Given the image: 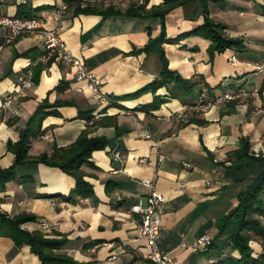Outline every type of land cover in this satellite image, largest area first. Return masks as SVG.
Instances as JSON below:
<instances>
[{"label":"crops","instance_id":"obj_1","mask_svg":"<svg viewBox=\"0 0 264 264\" xmlns=\"http://www.w3.org/2000/svg\"><path fill=\"white\" fill-rule=\"evenodd\" d=\"M73 1L0 0V13L37 17L46 28H56L67 49L100 79L113 104L101 106L90 91H76L82 84L69 65L52 60L35 67L44 54L42 37L8 42V31L0 28V107L19 78L38 68L28 97L10 112L0 113V174L17 161L9 144L30 133L29 162L0 185V213L9 218L34 215L36 221L22 229L48 239L64 238L59 254L78 264H154L147 258L150 248L140 235L137 217L129 211L150 193L142 182L156 176L157 190L167 199L158 245L175 264H250L233 247L237 221L227 220L223 229L219 222L238 206L239 195L263 170L257 163L237 171L229 157L233 159L243 138L253 155H264V73L255 70L264 54V0L209 3L211 19L225 27L228 37L241 41L212 60L211 42L187 35L204 24L199 2L170 11L166 36L174 42L164 44V52L169 69L188 83L173 80L156 91L151 86L160 81L161 56L141 50L161 36V20L76 13V5L69 4ZM163 2L112 0L91 5L98 10L143 6L151 11ZM61 5L68 9L57 23L53 14ZM233 55L236 65L230 62ZM235 92L242 93L236 101L176 118L182 107L202 95L213 101ZM41 106L46 107L44 116L37 112ZM148 132L152 139L145 138ZM81 135L107 141V148L93 152L81 168L94 190L87 198L75 194L73 176L58 166L35 162L69 148ZM116 147L122 151L120 163L108 152ZM161 155L165 158L159 162ZM140 159L147 162L140 164ZM206 234L212 238L208 251L193 252V244ZM249 246L252 259L264 254V239L254 237ZM0 264L41 261L28 245H17L0 228Z\"/></svg>","mask_w":264,"mask_h":264},{"label":"trees","instance_id":"obj_2","mask_svg":"<svg viewBox=\"0 0 264 264\" xmlns=\"http://www.w3.org/2000/svg\"><path fill=\"white\" fill-rule=\"evenodd\" d=\"M192 1H198L202 7L204 15V24L199 28L188 33V36H199L211 42L209 47V54L211 60L216 54L224 53L225 51L237 47L241 44L239 39L228 37L225 33V27L214 22L210 17L209 3L217 2L219 0H164L163 4L151 11H147L146 7L139 6L137 8L131 7L126 11L109 7L105 10H98L91 4L82 7L81 2L74 0L69 4L76 5L75 12L83 14L98 13L107 16L122 15L127 17L137 18H159L162 24L161 36L157 39H150L147 45L141 50L147 54L159 53L161 56L162 69L160 74V81L154 83L151 87L157 90L165 85L170 84L173 80L176 83L181 82L182 85H187L188 81L180 79L176 74L169 69V63L164 52V44L174 42L167 39L166 36V16L174 8L184 6ZM29 18V17H27ZM50 62V61H49ZM37 69H34V80L36 83ZM264 89V82L262 85ZM154 108L156 106H153ZM45 106L37 111L38 114L45 115ZM36 117L33 118V121ZM87 120H91L88 118ZM29 135L27 132L22 135L21 140L17 144H9V149L17 156L15 165L6 172L0 174V185L3 186L5 182L13 179L16 175V168L29 162L28 148H29ZM35 136V135H34ZM105 139H89L86 135H81L78 140L67 149L56 151L52 156H42L39 161L44 164L58 166L76 180L75 194L87 198L94 195L93 186L85 180L84 173L81 170L82 166L89 164V159L93 152L97 150H105L107 147ZM229 162L232 163V168L237 171L247 169L250 166L260 163L263 165L262 172L253 180L247 189L239 195L238 206L230 212L229 215L221 218L219 226L221 229L225 227L227 220L234 219L239 225L237 233L233 235V247L239 250L244 255V260L249 261L250 264H264V254L258 259H252L250 256L251 248L250 241L254 237L264 239V155L255 156L251 153V145L246 139L241 140V146L234 152L233 159ZM69 198H67L68 200ZM34 215H20L14 218H9L0 213V228L7 230L10 236L17 245H28L32 252L36 254L41 264H78V262L59 252L64 248L66 240L48 239L41 233H30L22 229L23 225L35 222Z\"/></svg>","mask_w":264,"mask_h":264},{"label":"built area","instance_id":"obj_3","mask_svg":"<svg viewBox=\"0 0 264 264\" xmlns=\"http://www.w3.org/2000/svg\"><path fill=\"white\" fill-rule=\"evenodd\" d=\"M82 7L87 4L96 3L99 0H78ZM68 7L61 5L53 14V20L57 23L61 22V18L67 11ZM0 28L8 31V42L21 36H36L39 35L43 39L44 54L38 58L34 66L42 63H48L52 60H57L61 63L69 65L75 70L76 81L82 85L76 87V91L83 92L88 90L91 92L92 99L101 106H110L111 100L105 95L100 79L94 75L79 58L74 56L68 49L61 38L59 31L56 28H46L40 18L37 17H10L0 13ZM238 59L236 55L230 58V62L236 65ZM256 72L264 73V54L260 57L259 63L256 65ZM34 68L28 69L14 85L11 92L4 96L3 103L0 107V113H8L12 110L15 103H18L28 97L29 93L35 87ZM255 93H258L256 90ZM242 97V93H227L224 96L218 97L213 101H207L202 95L200 99L193 104L182 107L176 113V118L182 119L187 113H202L209 110L211 107L223 104L225 102L236 101ZM146 139H152V134L148 132ZM113 162L120 163L122 161V151L119 148L108 150ZM164 156H160L159 162L164 160ZM140 164H145L147 159H140ZM188 166V165H185ZM143 186L150 190L147 196L138 199L132 204L129 213L137 217V226L140 235L144 237L150 248L147 256L154 264H175L167 253L162 251L158 245V239L162 230L163 207L167 202L166 197L157 190V177L144 180ZM212 242L210 235L206 234L197 240L193 246V252L208 251Z\"/></svg>","mask_w":264,"mask_h":264},{"label":"rangeland","instance_id":"obj_4","mask_svg":"<svg viewBox=\"0 0 264 264\" xmlns=\"http://www.w3.org/2000/svg\"><path fill=\"white\" fill-rule=\"evenodd\" d=\"M112 0H99V1H97L96 3H105V2H111ZM96 102V101H95Z\"/></svg>","mask_w":264,"mask_h":264}]
</instances>
